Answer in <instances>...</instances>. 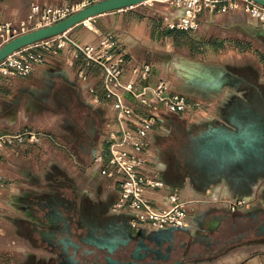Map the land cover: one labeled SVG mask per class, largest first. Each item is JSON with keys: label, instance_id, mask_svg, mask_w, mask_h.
I'll return each mask as SVG.
<instances>
[{"label": "crops", "instance_id": "crops-1", "mask_svg": "<svg viewBox=\"0 0 264 264\" xmlns=\"http://www.w3.org/2000/svg\"><path fill=\"white\" fill-rule=\"evenodd\" d=\"M149 1L103 13L73 27L70 32H77L73 38L83 45L97 44L110 36L128 56L151 63L152 75L139 83L169 79L173 90L191 100L188 111L201 115L196 121L197 131L204 132L216 116L217 103L230 88L226 87L218 99L211 92L186 93L182 91L186 85L182 69L176 65L185 61L186 67H193L189 62L192 60L209 67H222L247 57L260 67L264 78V33L259 32L264 31V22L246 12L204 11L197 18L198 30L190 34L167 26L181 15V10L172 7L165 17H156L142 10ZM28 12L29 6L21 8L10 0H0L1 20L25 17ZM84 66L83 56L69 63L64 54H59L37 66L30 75L4 77L0 82V136L27 131L41 133L36 141L26 139L0 148V220L7 225L0 227V234L8 233L13 242L18 240L21 247L32 250L33 254L47 247L43 243L61 245L62 232L85 233L90 225H98L107 217L118 227L123 219L133 216L127 210H113L119 191L112 179L101 174L100 165L93 160L94 151L106 146L104 127L108 109L89 100L91 86H96L104 100L101 69L92 66L88 78L83 80L78 71ZM128 100L140 110L137 103ZM177 116L176 120L172 119L173 113L165 116L169 133L158 129L150 132L148 170L163 187L148 189L147 195L157 206L167 207L171 205L172 194L193 198L185 190L189 185L197 194L211 200L199 209L192 207L188 211L185 226L188 231L179 233L186 248L206 252L197 261L186 264H240L246 258L253 264L260 263L264 257V239L257 235L256 229L250 230L253 207L232 212L219 203L223 199L252 200L254 194L236 196L227 181L198 191L188 179L179 185L169 177L172 147L165 138L171 136L175 124L182 123L184 114ZM185 125L186 129L188 125ZM197 236L203 243H193ZM71 239L76 241L79 235L74 234ZM251 248H257L258 252L250 256ZM62 254L61 250H49L40 258L48 261Z\"/></svg>", "mask_w": 264, "mask_h": 264}, {"label": "built area", "instance_id": "built-area-1", "mask_svg": "<svg viewBox=\"0 0 264 264\" xmlns=\"http://www.w3.org/2000/svg\"><path fill=\"white\" fill-rule=\"evenodd\" d=\"M97 1L99 0H67L63 4L32 3L25 17L0 19V48L19 35L52 25ZM166 1L173 8L182 11L167 26L190 34L198 30L197 18L204 11L228 13L241 7L254 19L264 22V6L254 0ZM71 29L27 45L1 60L0 82L4 77L30 75L37 66L59 54H64L69 63L80 56L85 58V66L78 71V76L83 80L88 78V70L92 66L101 69L104 100L96 86L89 88V100L93 105L108 109L104 127L106 146L94 151L93 160L100 165L101 174L112 179L119 191L113 210L130 211L133 214L130 219L133 228L185 227L187 205L182 200L177 201L176 194L170 195L171 205L167 207L157 206L147 195L148 189L163 187V183L149 172L148 163L151 160L150 132L158 129L162 133H169L165 116L187 112L192 107L191 101L185 94L173 90L172 82L167 78H160L156 83H139L150 78L152 64L139 62L125 51L119 50L110 36L100 39L97 44L83 45L70 36ZM128 99L137 103L140 110L133 107ZM39 134L41 133L27 131L1 135L0 148L26 139L36 141ZM226 204L231 211H235L244 208L247 201L235 199Z\"/></svg>", "mask_w": 264, "mask_h": 264}, {"label": "flooded vegetation", "instance_id": "flooded-vegetation-1", "mask_svg": "<svg viewBox=\"0 0 264 264\" xmlns=\"http://www.w3.org/2000/svg\"><path fill=\"white\" fill-rule=\"evenodd\" d=\"M220 69L222 73L217 74L223 79L224 88H230L229 92L217 103L216 116L207 124L204 132L197 131L199 126L196 123L184 128L185 141L178 150V157L183 160V164L179 163V159L178 162L172 161L168 174L174 184L183 185L188 179L198 191L211 184L227 181L236 196L254 194V212L249 226L250 230L256 229L257 235L264 239V78L260 67L248 59L226 63ZM218 91L214 89V99L221 95ZM67 125L72 126L71 123ZM175 130L182 131L178 124H175ZM211 132L213 136L209 137ZM222 134H227V140L222 139ZM248 205L244 209L250 208ZM256 210L259 214L255 213ZM112 223L111 218L107 217L98 225H90L85 233L62 232L61 245L53 242H49V245L53 251L59 249L65 255L48 261L29 258L26 264H133L134 259H122L116 254L114 257L119 259V263L110 262L106 258V249L98 247L107 239L129 238L132 230L130 219H123L118 227ZM74 234L79 235L78 240H72L75 243L70 240ZM193 243H203V239L197 236ZM180 244L184 243L181 241ZM169 245V242L164 244L165 253ZM177 250L175 259L179 264L195 262L206 254L205 251L189 253L186 247H177ZM71 255H74L76 263Z\"/></svg>", "mask_w": 264, "mask_h": 264}, {"label": "water", "instance_id": "water-1", "mask_svg": "<svg viewBox=\"0 0 264 264\" xmlns=\"http://www.w3.org/2000/svg\"><path fill=\"white\" fill-rule=\"evenodd\" d=\"M147 1L149 0H99L52 25L29 31L6 42L0 48V61L27 45L61 34L98 15L110 11L131 8ZM254 1L264 6V0ZM259 32L261 34L264 33L263 30ZM189 62L193 67H186L185 61H183L182 64L176 65V67L182 69L181 74L186 82L182 91L186 93L197 92L201 94H206L207 92L213 94V91L216 88L219 90L217 92L219 94L224 91L223 79L219 75L222 73V69H220L221 67H209L192 60ZM196 87H199L201 90H196ZM188 88H190V90H187ZM212 133L213 132H211L210 135H212ZM227 138V134H222L223 140H227ZM182 231L184 232L188 230L185 227L176 226L158 229L132 227L127 240H120L117 238L107 239L104 244H99L98 247L100 249H106V258L113 263H119V259L114 257V254H116L122 259H134L135 262L133 264H171L172 261L174 262L173 264H179L177 259H175L176 256H178L177 247H186L184 244H180L181 238L179 237V233ZM70 240L72 241L71 238ZM167 242H169L170 245L167 247L165 253L164 244ZM186 250L190 253V248H186ZM74 254H76V252H74ZM73 256V262L76 263L77 260ZM189 262L190 261L186 263ZM123 264L125 263L123 262Z\"/></svg>", "mask_w": 264, "mask_h": 264}, {"label": "rangeland", "instance_id": "rangeland-1", "mask_svg": "<svg viewBox=\"0 0 264 264\" xmlns=\"http://www.w3.org/2000/svg\"><path fill=\"white\" fill-rule=\"evenodd\" d=\"M10 1H12L13 3H15L17 5H20L21 8H22V6L24 8L29 6V10H30L31 4L35 3V2L46 3V4H63L67 0H10ZM76 1H78V0H76ZM142 10L144 13L155 15L156 17H160V16L165 17L169 13V11H172L173 9H172L171 4L169 2H167L166 0H151V1H149L148 4L143 6ZM235 11H238L241 13L245 12L244 10H242L241 7H238ZM80 28H83V26L80 25ZM70 33H71L70 36H73L77 32L75 33V31H73ZM233 59H234L233 61H236L235 58H233ZM247 59L248 58L245 57L243 60H247ZM178 114H181V113H173V115H175V118H172V119L176 120V118L178 117L177 116ZM183 114H184V117L181 120L182 121L181 124H183V125L178 124V127L183 132L173 130L172 134H170L171 136H169L168 138H165V139H167L166 140L167 142H169V141L171 142V147H172L171 160L178 162V159H179V163H181V164H183V160H181L178 157V150H179V148L182 147V143H184V141H185V133H184V125L185 124H184V121H186L185 126H187L189 124L188 122L190 120L194 121L192 123H196V121H199L201 119V115L198 114L197 112L196 113H190L189 111H187ZM185 188H186L185 190L192 193L193 198H182V197L177 195V201L182 200L183 202L186 203L187 215H188V211H190L192 207L193 208L197 207L195 209H199L203 205V203H205V201H209V203H210L211 200L208 199L209 197H206L205 195L197 194L189 185H186ZM229 200H233V199H223L219 203H222V204L226 205V207H227L226 203ZM246 201H247V204H249L248 205L249 207H253V205H252L253 201L251 199H246ZM3 226H7V225L2 220H0V227L3 228ZM21 245H22V243H19L18 240L13 242L8 233L5 232L4 236H2L0 234V264H26L30 260L29 258H32L34 260H41L42 258H40V257H42V255L44 253L48 252L49 250H52V249H50L49 244L43 243V245H45L47 247H44L43 251L37 250L35 252L36 254L35 253L33 254V252H31L32 250L21 247ZM57 250L60 251L59 249H57ZM192 251H197V250H194V249L190 250V253H192ZM257 252H258L257 248H251V251H250L251 255L250 256H252L253 254H255ZM248 260H249V258H246L240 264H253V262L248 261ZM195 261H197V260H195ZM258 264H264V257H263V261H261Z\"/></svg>", "mask_w": 264, "mask_h": 264}, {"label": "bare ground", "instance_id": "bare-ground-1", "mask_svg": "<svg viewBox=\"0 0 264 264\" xmlns=\"http://www.w3.org/2000/svg\"><path fill=\"white\" fill-rule=\"evenodd\" d=\"M88 20H86L85 22H87Z\"/></svg>", "mask_w": 264, "mask_h": 264}]
</instances>
